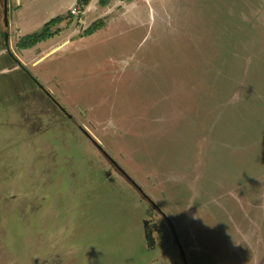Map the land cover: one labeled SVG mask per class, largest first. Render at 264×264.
I'll use <instances>...</instances> for the list:
<instances>
[{"label": "rangeland", "instance_id": "rangeland-1", "mask_svg": "<svg viewBox=\"0 0 264 264\" xmlns=\"http://www.w3.org/2000/svg\"><path fill=\"white\" fill-rule=\"evenodd\" d=\"M3 1L0 264H264V0Z\"/></svg>", "mask_w": 264, "mask_h": 264}, {"label": "trees", "instance_id": "trees-1", "mask_svg": "<svg viewBox=\"0 0 264 264\" xmlns=\"http://www.w3.org/2000/svg\"><path fill=\"white\" fill-rule=\"evenodd\" d=\"M106 2L107 0H99V4L101 5L106 4ZM78 4L87 5L88 0H82V1L79 0ZM69 18H72L70 14H68V16L64 18L62 16H58L54 19L49 20L43 25L42 30L40 32L32 34L31 36H28L26 38L19 40L16 44L17 49L18 50H29L41 43H44L52 39L53 37H55L56 35L60 33L59 28H56L53 31H52V28L55 25H59L64 19H69ZM91 31L92 29L86 30L84 34L89 35Z\"/></svg>", "mask_w": 264, "mask_h": 264}, {"label": "flooded vegetation", "instance_id": "flooded-vegetation-1", "mask_svg": "<svg viewBox=\"0 0 264 264\" xmlns=\"http://www.w3.org/2000/svg\"><path fill=\"white\" fill-rule=\"evenodd\" d=\"M0 50H1V49H0ZM3 52H4V51H3ZM112 163H113L114 165H116L115 162L112 161ZM122 175L128 180V182L131 183V185H133V186L136 188L137 191L141 192V190L136 186V184H135L130 178L126 177V175L123 174V173H122ZM99 178H100V177H99ZM100 179H101V178H100ZM103 179H104V178H103ZM102 181H103V180H102ZM106 183H107V182H106ZM141 194L143 195L142 192H141ZM145 198H146V197H145ZM148 235H149V238H151V232H150V230H149ZM174 241H176V236H175V240H174ZM175 243H176V245H178L177 242H175Z\"/></svg>", "mask_w": 264, "mask_h": 264}, {"label": "water", "instance_id": "water-1", "mask_svg": "<svg viewBox=\"0 0 264 264\" xmlns=\"http://www.w3.org/2000/svg\"><path fill=\"white\" fill-rule=\"evenodd\" d=\"M3 2H4V12H3V15H4V25L7 26V6H6V3H5V0ZM176 241H177V238H176ZM177 243H178V241H177ZM178 246H179V244H178Z\"/></svg>", "mask_w": 264, "mask_h": 264}, {"label": "crops", "instance_id": "crops-1", "mask_svg": "<svg viewBox=\"0 0 264 264\" xmlns=\"http://www.w3.org/2000/svg\"><path fill=\"white\" fill-rule=\"evenodd\" d=\"M0 51H2V50H0ZM1 53V52H0Z\"/></svg>", "mask_w": 264, "mask_h": 264}]
</instances>
